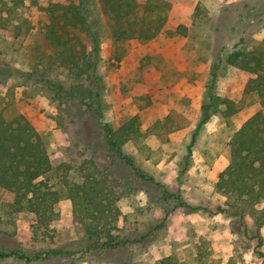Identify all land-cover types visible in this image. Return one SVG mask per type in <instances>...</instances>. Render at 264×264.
Listing matches in <instances>:
<instances>
[{"label":"rangeland","instance_id":"rangeland-1","mask_svg":"<svg viewBox=\"0 0 264 264\" xmlns=\"http://www.w3.org/2000/svg\"><path fill=\"white\" fill-rule=\"evenodd\" d=\"M37 1L0 0L3 13L14 9L9 26L0 30V67L8 69L7 76L0 75L4 79L0 82V107L8 118L22 113L44 135L53 169L40 179L46 178L59 189V216L49 228L35 232V214L28 210L8 214L11 195L1 190L0 249H18L30 257L53 248L63 253L29 261L12 256L0 260V264H157L166 255H173L179 264H264L263 257L255 252H264V225L260 246L255 239L246 240L233 230L230 218L217 210L224 197L214 189L218 173L228 163L226 153L232 133L259 105L247 106L226 121L213 116L190 144L201 115L216 36L212 22L222 6L237 0H167L184 1L186 7H193L183 23L187 26L185 33L175 34L174 24L168 26L175 20L170 19L153 39L127 41V53L118 63L112 59L111 40L105 37V18L98 15L99 0H83L103 32L97 68L102 79L101 120L117 129L137 115L146 128L171 110L187 120L166 140L148 136V157L132 141L123 145L124 152L132 155L135 165L152 180L137 177L132 167L107 149L94 112L74 100L60 101L23 75L29 71L30 55L37 44L49 69L57 62L50 54L53 45L43 38L48 21L43 7L49 2L79 0ZM196 6L199 13L193 18ZM256 37L263 36L257 33ZM56 72L51 71L53 75ZM247 78V73L230 67L218 82V92L238 99ZM87 170L100 177L107 172L109 185L119 195L121 216L113 235L120 244L115 247L88 249L84 230L73 216L62 181L80 182ZM179 199L191 207L178 205Z\"/></svg>","mask_w":264,"mask_h":264},{"label":"trees","instance_id":"trees-1","mask_svg":"<svg viewBox=\"0 0 264 264\" xmlns=\"http://www.w3.org/2000/svg\"><path fill=\"white\" fill-rule=\"evenodd\" d=\"M33 2L38 3L37 0ZM99 4L98 15L105 18V37L111 40L112 59L117 63L127 53V41L147 42L160 33L171 8L167 0H145L142 4L137 0H99ZM43 10L48 18L43 38L53 45L50 54L57 62L54 68L49 69L50 66L43 63L41 46L37 44L30 55L29 71L23 75L60 101L74 100L94 112L97 123L104 131L107 149L132 167L137 177L152 180L135 165L133 156L124 152L123 145L132 141L139 152L148 157L151 155V148L146 143L148 136L155 135L166 140L168 134L183 128L187 120L171 110L146 128L142 127L137 115L128 118L117 129L103 122L102 79L97 72L103 37L100 23L92 20L83 0L49 2ZM13 12V8L8 13L0 11V30L9 26ZM198 13L196 6L193 18ZM212 26L216 36L202 94L201 115L190 144L194 143L198 131L213 116L226 121L247 106L259 105L232 133L226 153L228 163L218 173L214 189L224 197L217 210L230 218L233 230L248 241L255 239L260 246L264 225V0L226 3L214 18ZM186 28L180 23L174 33L184 34ZM257 33L263 37L258 39ZM230 66L251 74L239 99L221 95L217 89L219 80L227 74ZM56 69L58 72L53 75L51 71ZM7 70L5 66L0 67V75L8 74ZM13 71L21 72L19 69ZM93 168L96 169L95 166ZM52 169L44 135L22 113L8 118L0 107V191L5 190L11 195L7 203L8 214L23 210L35 214V232L40 228H49L50 222L59 216V189L50 185L46 178L40 179ZM86 172L80 182L66 178L62 181L72 203L73 216L84 230L88 249L115 247L120 244L113 235L121 216L117 206L119 195L109 185L107 172L105 177L98 176L93 170ZM130 184H133L132 181ZM178 205L191 207L181 199ZM255 252H259L264 259L263 251ZM60 253L63 251L53 248L30 257L18 249H0V260L13 256L29 261ZM157 264L179 262L173 255H166Z\"/></svg>","mask_w":264,"mask_h":264},{"label":"crops","instance_id":"crops-1","mask_svg":"<svg viewBox=\"0 0 264 264\" xmlns=\"http://www.w3.org/2000/svg\"><path fill=\"white\" fill-rule=\"evenodd\" d=\"M227 2H230V0H227ZM184 3V1H182V2H172L171 3V8H170V10H169V13H168V17H167V21H166V23H165V25L167 24L168 25V20H175V23H170L168 26L170 27V25L172 26V24H174V26L175 27H177L180 23H184L185 22V20H188L189 19V17L191 16V13H192V11H193V7L190 9V7L188 8V7H186L185 6V4H183ZM230 67H233V66H230ZM229 67V68H230ZM228 68V69H229ZM235 68V67H234ZM237 70H239V71H241V72H244V73H247L248 74V78H249V76H251V74L250 73H248V72H246V71H243V70H241V69H238V68H236ZM247 78V79H248ZM247 81V80H246ZM246 83V82H245ZM245 85V84H244ZM226 96V95H225ZM228 97V96H227ZM230 98V97H229ZM231 99H233V98H231ZM239 99V98H238ZM238 113V112H237ZM236 114V113H235ZM252 114V113H251ZM250 114V115H251ZM234 115V114H233ZM249 115V116H250ZM249 116H247L246 118H245V120L249 117ZM244 120V121H245ZM243 121V122H244ZM241 126V125H240Z\"/></svg>","mask_w":264,"mask_h":264}]
</instances>
